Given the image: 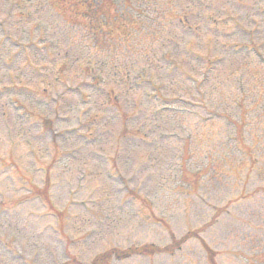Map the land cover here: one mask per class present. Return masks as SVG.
<instances>
[{"label": "rangeland", "instance_id": "1", "mask_svg": "<svg viewBox=\"0 0 264 264\" xmlns=\"http://www.w3.org/2000/svg\"><path fill=\"white\" fill-rule=\"evenodd\" d=\"M263 61L264 0H0V264H264Z\"/></svg>", "mask_w": 264, "mask_h": 264}, {"label": "trees", "instance_id": "2", "mask_svg": "<svg viewBox=\"0 0 264 264\" xmlns=\"http://www.w3.org/2000/svg\"><path fill=\"white\" fill-rule=\"evenodd\" d=\"M158 251L157 248H154V247H140V248H130L128 250H125V251H120V252H117V257L120 258V259H123V258H127V257H130L134 254H140V253H154ZM116 252V251H115ZM104 260V256H101L97 259L98 262H101Z\"/></svg>", "mask_w": 264, "mask_h": 264}]
</instances>
